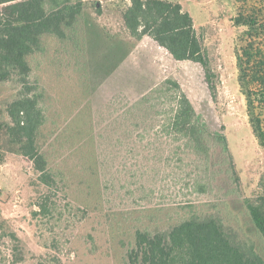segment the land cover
<instances>
[{"label": "rangeland", "instance_id": "374dc122", "mask_svg": "<svg viewBox=\"0 0 264 264\" xmlns=\"http://www.w3.org/2000/svg\"><path fill=\"white\" fill-rule=\"evenodd\" d=\"M169 1L192 16L211 84L201 64L177 62L152 39L130 37L123 12L131 0H84L79 45L48 39L46 53L29 59L28 81L43 95L47 117L37 142L54 188L10 146L6 106L23 87L0 82V264H128L137 231L168 232L195 214L222 216L262 244L244 204L264 194V147L239 84L245 28L236 18L255 12L264 20V0ZM169 79L209 131L226 137L227 153L212 142L204 160L173 142L161 126L164 102L133 109ZM197 179L205 193L193 192ZM46 196L49 212L38 214Z\"/></svg>", "mask_w": 264, "mask_h": 264}, {"label": "trees", "instance_id": "16d2710c", "mask_svg": "<svg viewBox=\"0 0 264 264\" xmlns=\"http://www.w3.org/2000/svg\"><path fill=\"white\" fill-rule=\"evenodd\" d=\"M84 12V0H0V82L16 81L23 87L6 106L10 123L5 132L14 152L29 159L40 174V181L51 188L57 185L56 175L37 142L47 117L41 103L43 95L28 81L32 72L29 59L46 53L48 39L72 41L78 46ZM123 22L134 40L148 37L175 61L201 64L211 84L209 62L194 20L180 3L131 0L123 12ZM236 24L245 28L239 37L242 45L236 52L239 84L253 131L264 147V20L255 12L241 13ZM154 95L157 103H153ZM158 101L169 106L160 111L164 116L161 126L173 142H181L185 150L204 160L211 155L212 142L228 152L226 137L209 131L178 82L166 80L133 109L143 105L153 109ZM61 178L64 180V175ZM205 188L202 180L194 181V193H205ZM49 202V196L42 199L38 214L49 212ZM244 204L251 233L260 239L261 245L222 216L195 214L168 232L153 235L137 231L135 248L128 252V264H264V194L246 199ZM12 239L17 237L12 234Z\"/></svg>", "mask_w": 264, "mask_h": 264}, {"label": "built area", "instance_id": "2783aa9c", "mask_svg": "<svg viewBox=\"0 0 264 264\" xmlns=\"http://www.w3.org/2000/svg\"><path fill=\"white\" fill-rule=\"evenodd\" d=\"M1 190H2V189H1V187H0V192H1Z\"/></svg>", "mask_w": 264, "mask_h": 264}]
</instances>
